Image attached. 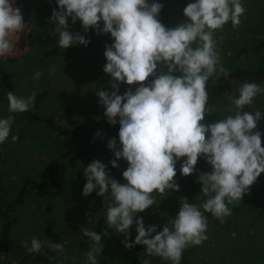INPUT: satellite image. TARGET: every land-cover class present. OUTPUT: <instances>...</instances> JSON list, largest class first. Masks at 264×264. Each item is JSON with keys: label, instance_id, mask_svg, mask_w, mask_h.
<instances>
[{"label": "clouds", "instance_id": "9594fccd", "mask_svg": "<svg viewBox=\"0 0 264 264\" xmlns=\"http://www.w3.org/2000/svg\"><path fill=\"white\" fill-rule=\"evenodd\" d=\"M56 4L59 10L53 8L50 22L55 24L60 48L86 47L90 43L85 35L70 31L69 18L72 25L79 20L84 33L91 28L97 35L110 34L114 40L105 46L107 63L103 68L112 78L113 90H97V96L107 122H119V150L115 138L110 139L108 148L115 156L110 161L113 168L119 166V159L127 161L128 167L122 173L126 183H119L106 171V165L93 161L84 169L87 182L82 194L87 197L99 189L97 195L108 202L110 194L106 224L125 235V248L142 245L148 256L181 264L186 248L207 240L204 213L223 223L232 215L229 205L240 203L264 173V147L257 128L264 114L244 110L245 106L251 108L254 98L264 93V87L257 82H240L230 97L234 108L228 111L234 115L203 123L206 111H210L206 107L209 78L225 72L214 34L229 22L238 28L246 8L242 0H195L183 10L186 22L169 29L158 19L163 5L156 0H56ZM25 28L16 0H0V58L13 53ZM50 74H55L54 68ZM41 76L36 71L33 79ZM121 83L138 87L120 95ZM35 97L36 92L19 97L9 91V113L29 111ZM14 120V115L0 118V144L8 141ZM18 139V135L11 136L13 143ZM181 158H185L180 165L183 176L194 173L198 158H205L211 165L210 172L198 177L201 192L208 198L199 207L182 198L171 228H146L142 217L134 218L156 204L153 193L165 196L169 190H180L174 177ZM133 224L137 235L130 243L127 237ZM81 231L92 241L85 264H99L97 256L107 232L98 234L88 228ZM42 246L35 237L30 247L24 244L29 253H40ZM49 246L57 254L65 253L61 243ZM54 259L49 257V264Z\"/></svg>", "mask_w": 264, "mask_h": 264}, {"label": "rangeland", "instance_id": "374dc122", "mask_svg": "<svg viewBox=\"0 0 264 264\" xmlns=\"http://www.w3.org/2000/svg\"><path fill=\"white\" fill-rule=\"evenodd\" d=\"M50 1L56 0H16V6L21 9L26 25L25 32L20 34L13 53L0 59H10L6 65L13 85L12 92L19 97L42 92L37 105L38 115L52 117L56 122L69 127L71 134L64 136L36 122H27L25 113H9L8 100L0 88V118L14 115L11 132H21V137L15 143L0 144L3 194L8 201H12L18 191L23 189L20 201L14 203L10 210L12 224L8 250H0V263L5 264H49V257L55 258L52 264H85V254L92 241L85 237L81 230L88 228L100 234L96 225L100 222L106 223L107 208L112 201L110 194L109 202L98 196L99 189L87 197L82 194L87 182L84 169L91 162L100 161L106 165V171L112 178L121 184L126 183L122 173L128 167L127 161L121 158L117 161L119 166L113 168L110 161L115 159V156L108 148L110 139L115 138L119 150L120 125L119 122L116 125L107 122L105 109L97 96V90H113L111 77L103 68L107 63L104 56L105 46H110L114 40L110 34L97 35L94 29L81 33L80 25H72L69 21L70 31L85 35L90 39V43L67 55H44L43 52L53 45L47 37L55 35L58 38V34L54 33L55 24L50 22ZM156 2L163 5L162 9L171 29L186 22L183 10L188 3L195 0ZM242 3L246 8V18L241 17V25L233 28L229 22L222 31L214 34L217 52L225 72L214 74L206 85V107L210 111L205 113V124L234 115V112L228 111L234 108L232 100L226 90L218 86L219 76H224L234 91L239 88L240 82L244 81L232 77L234 68L250 69L257 64L254 57L238 52L252 46L257 39H262L264 0H242ZM158 19L160 21L159 15ZM261 54L264 55V50ZM53 68L54 75L50 74ZM36 71L42 73L39 80L33 79ZM247 82H257L264 87V78ZM131 86L132 91L138 87L135 84ZM124 92L119 90L118 94L123 95ZM244 110L250 113L259 110L264 114V93L254 98L251 108L245 106ZM261 120L264 121V115ZM260 126L261 123L258 122L257 128ZM97 133L100 135L97 136ZM75 135L83 137L101 152L88 153L79 160L61 157L65 150L81 146L79 140L74 138ZM183 159L185 158L177 162V175L174 177L180 190H169L165 196L153 193L156 204L138 213L134 218L142 217L146 228L149 225H156L157 231H161L164 225L171 228L182 198H187L189 203L198 207L208 198L201 192L202 185L198 182V177L201 173L210 172L211 165L205 158H198L194 173L184 177L178 169ZM249 194L250 192L244 195L243 199ZM241 202L229 205L232 215L223 223L210 213H204L208 222L207 240L201 245L193 246L185 264H264V219L247 211ZM201 210L203 211L202 208ZM129 232L128 238L134 241L137 235L135 224ZM33 237L42 242L40 253H29L24 247L25 243L31 246ZM51 243H61L65 253L53 252L49 246ZM101 243L103 247L110 248L114 256L111 261H100L97 257L99 264H125L134 257L141 256L137 251L125 248L124 244L119 242L102 240ZM145 260H148L149 264H171L161 257L159 260L146 257Z\"/></svg>", "mask_w": 264, "mask_h": 264}, {"label": "trees", "instance_id": "16d2710c", "mask_svg": "<svg viewBox=\"0 0 264 264\" xmlns=\"http://www.w3.org/2000/svg\"><path fill=\"white\" fill-rule=\"evenodd\" d=\"M48 8L51 11L53 10V8H56L57 10H59L58 5L56 4V1H50L48 3ZM159 18H160V22L166 28H169V22H168L167 16L164 13L163 9H161L159 13ZM69 21H71V18H69ZM76 23L80 25L79 31L81 33H84L81 22L78 20ZM102 24L103 23L101 22V25ZM89 30H91V28ZM47 38L53 44L51 48L43 52V54L47 56L49 55L63 56V55H67L70 53H74L83 47V45H74L68 49H62L58 46V38L55 35L48 36ZM263 50H264V32L262 33V39H257L256 42L252 46L245 47L238 52L239 54H245L246 56L254 57L257 61V64L253 68H250V69H242V68L235 67L232 72V75L251 80L253 78L258 77L262 73H264V55L262 56L261 54ZM7 61H10V59H7V60L0 59V88L5 92L6 98H7V93L9 91H13V85L10 79L8 67L6 65ZM218 79H219L217 82L218 86L220 88H224L228 96L232 97L234 94V91L227 84L225 77L220 75ZM110 80L112 81V78H110ZM129 88H133V86L127 87L123 84L119 85V90L126 91ZM42 95H43L42 92L37 94L31 110L24 112L26 115V121L36 122L42 126L49 128L51 131H54L58 134H61L64 136H70L71 129L69 127H65L61 123L56 122L52 117H49V116L43 117L41 115H38L37 105ZM258 130L260 132L262 131L261 141H262V147H264V125L262 123ZM12 135H18V137L20 138L21 132L19 130L11 132V135L9 136L8 141H7L8 144L13 143L11 140ZM74 138L79 140V142L81 143V146L76 149L65 150L63 153H61L60 155L61 157L67 158L68 160H79L80 158L84 157L88 153H96L100 151V149H97L95 145L89 143L83 137H79L78 135H75ZM178 169H180V166L178 167ZM21 195H23L22 188L18 191L17 195L14 196V199L12 201L10 200L8 201V199H6L3 194L1 175H0V221H1L0 223V250L2 251L8 250L9 232H10V228L12 224V216L10 213L11 207L13 206L14 203L20 201ZM241 205L245 207L247 211L252 212L256 216L264 219V173H261L260 177H258L254 185V188L251 189L249 196L242 200ZM96 228L100 232V234L107 232V235L102 236V240H105V241L111 240L113 242H119L122 244H124L126 240V237L124 234L117 233L114 229L108 228L105 222L98 223L96 225ZM127 240L130 243L134 242V241H131L128 237H127ZM192 248L193 246H189L188 248L184 250L182 254L181 264H185L187 262L189 256L191 255ZM132 249L134 251H137L141 256L138 258L134 257L132 260H130L128 263H125V264H142L146 257H151L155 260L160 259V257L158 256H148L146 254V249L142 245H136ZM113 256H114V252L107 246H104L102 249V252L97 257L100 261L101 260L111 261L113 259ZM0 264H5V263H0ZM40 264H44V263L40 262Z\"/></svg>", "mask_w": 264, "mask_h": 264}, {"label": "water", "instance_id": "95a60500", "mask_svg": "<svg viewBox=\"0 0 264 264\" xmlns=\"http://www.w3.org/2000/svg\"><path fill=\"white\" fill-rule=\"evenodd\" d=\"M233 78L235 79H238V80H244V81H250V79H245V78H241L239 76H235V75H232ZM264 78V73H262L261 75H259L258 77L256 78H253L251 80H260V79H263ZM260 123H262L264 125V121L263 120H260L259 121ZM262 132V131H261Z\"/></svg>", "mask_w": 264, "mask_h": 264}]
</instances>
